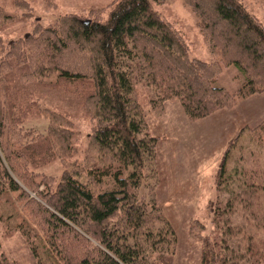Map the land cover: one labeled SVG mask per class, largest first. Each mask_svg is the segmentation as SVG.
<instances>
[{"label": "trees", "instance_id": "1", "mask_svg": "<svg viewBox=\"0 0 264 264\" xmlns=\"http://www.w3.org/2000/svg\"><path fill=\"white\" fill-rule=\"evenodd\" d=\"M183 1L209 41V60L190 57L180 31L151 0H112L104 17L69 13L21 37H0V221L19 230L40 261L163 264L160 256L174 252L175 232L155 197L158 138L137 87L156 114L164 101L177 99L190 120L264 92V25L242 0ZM11 18L0 10V27ZM228 65L240 81L234 92L217 84ZM43 80L73 85L80 95L93 121L81 149L66 112L20 96L18 81ZM37 112L48 117L43 133L22 125ZM245 131L263 143L264 122ZM238 138L227 142L212 173L215 197L207 208L221 231L202 239L200 264H232L236 254L224 237L237 232L238 259L264 264V225L255 224L264 213V156L237 146ZM53 160L62 164L57 180L36 171ZM236 205L243 210L240 223L231 221ZM0 264L11 263L0 254Z\"/></svg>", "mask_w": 264, "mask_h": 264}, {"label": "rangeland", "instance_id": "2", "mask_svg": "<svg viewBox=\"0 0 264 264\" xmlns=\"http://www.w3.org/2000/svg\"><path fill=\"white\" fill-rule=\"evenodd\" d=\"M111 2L112 0H0V10L8 13L12 17L10 21H7L5 25L3 24L0 27V37L4 40L21 37L32 31L37 23L46 26L52 25L58 16L69 13L80 16L83 20L94 17L98 13L104 17ZM242 3L264 25V0H242ZM151 4L161 16L180 31L188 43L190 57L201 60H209L213 57L209 48V41L198 27V18L189 5L183 0H162L161 2L151 0ZM236 75L237 69L235 67L231 65L223 66L218 73L217 84L223 86L230 92H234L240 84L239 78ZM48 80L49 78H45V81ZM52 84L44 82V80L42 84L40 82L23 84L18 81L17 86L21 88L20 96L23 94V97L28 96L27 98L29 100L36 99L44 107L46 106L61 112H66L72 120L71 123L74 131L73 142L81 149L86 144L93 121L85 106H83L80 95H78L73 85H63L61 83L57 85ZM137 88L138 98L142 101L144 117L145 114L146 116L151 114V117L167 116L164 113L165 103L167 101L180 103L177 99L166 100L163 103L161 114H156L147 102L144 89L141 86ZM254 94L260 93H253L251 95ZM249 96L238 100L230 108L216 109L207 116L195 120L188 119L180 103L187 121L196 123L195 128L197 127V130H199L197 138L194 130L193 132H186V130L182 132L180 130L181 124L179 122L175 123L173 119H170L174 118L173 116L164 118V120L161 119L159 120L160 122L158 121L166 129L160 126L158 130L159 135H156L150 130L145 117L150 132L158 138L155 146L159 179L156 188L157 194L155 195L156 201L172 226L176 236L174 252L172 254L165 253L160 256L163 264H200V255L204 245L202 239L206 235L213 237L215 234L220 233L221 230L219 231L218 228H215L211 224L210 208L208 209L207 205L215 197L212 173L217 167L220 155L227 142L239 136L237 146L250 147L251 150H257L260 155L262 154L264 156V141L261 145H258L252 140L249 133L246 131L242 132L243 128L254 127L264 122V120L258 121L257 123L256 121H252L248 123L251 126L247 124L241 127L236 135L226 142L218 154L214 152L220 148L219 141H216V136L207 128L212 126L211 122L204 120L218 110L233 109L240 101ZM165 122L166 126L164 125ZM188 122L187 124H189ZM47 124L48 117L45 114L37 112L26 117L22 125L25 128H33L37 132L43 133L46 130ZM202 126H205L207 129L202 128ZM180 146H184V153L181 157L174 156L173 152V155L167 153L169 150L180 148ZM213 155H217V157L216 161L214 158L212 169H209L206 173L197 171L201 160L203 165L208 164L209 167L212 164V157L210 158V156ZM168 157H170L169 161L166 160ZM208 158H210V161H206ZM180 163L185 165V170L183 169L185 172L179 168V171L175 170V164L180 166ZM36 171L39 174L53 176L57 180L62 172V164L59 160H53L39 166L36 168ZM182 180L185 182L178 184ZM260 195L264 197V191H261ZM242 213L243 210L239 205H236L234 211L230 213L231 221L233 223H240ZM256 216H259V218L256 219L255 224L264 225V213H259ZM191 221L194 222V229L191 232V234L193 233L192 235L189 232V224ZM251 230L259 233L262 232L261 228L255 229L252 227ZM237 233L230 236V238L224 237V245H227L231 249L233 252L231 253L232 256L236 254L233 257L234 261L232 264H261L255 258L246 259L245 261L238 259L241 255L242 244H238L237 246L236 243L243 241H238L239 234ZM222 237L223 235L220 236V240ZM216 241H219L218 237ZM234 245H236L235 249L231 247ZM0 254L5 255L11 264H46L32 253L19 230H8L2 221H0Z\"/></svg>", "mask_w": 264, "mask_h": 264}, {"label": "crops", "instance_id": "3", "mask_svg": "<svg viewBox=\"0 0 264 264\" xmlns=\"http://www.w3.org/2000/svg\"><path fill=\"white\" fill-rule=\"evenodd\" d=\"M164 113H166L167 116H164V117L163 116H161V117L153 116V117H151V114H149V116L148 115L146 116V114H145L146 120L149 124L150 130L152 131V133L159 135L158 130L160 129V126L163 129H166L164 126H162V124H159V122H160L159 120H161V119L164 120V118H167L169 116H173L174 118H170V119H173V121L175 123L179 122L181 124L180 130H182V132L183 131L185 132V130H186V132H193V130H194L196 138L198 137L199 130H197V127L195 128L196 123H191V122L187 121L186 116L184 115V113L182 111V107L180 106V103L167 101L165 103ZM170 119H168V120H170ZM204 120L211 122L212 126L207 127V128H209V130H211V133L216 136V138H217L216 141H219V145H220L219 147L220 148H218V150H216L214 152V153L218 154V152H220L221 149H223L226 142L229 139H231L232 137H234L241 127L246 126L248 123H251L252 121L253 122L256 121V123H257L258 121L264 120V93L251 95L248 98L240 101L236 105V107H234L233 109L218 110ZM186 121L189 124H187ZM157 122H158V124L156 125ZM164 125L166 126V122ZM248 126H251V125L248 124ZM202 128H206V127L202 126ZM183 148H184V146H180V148H176L175 150H169V152H167V153H169L170 155L174 154V156L179 158L184 153ZM172 152H173V154H172ZM158 154H159V152H158ZM216 157H217V155L216 156H214V155L210 156L212 164L209 167H208V164L203 165L201 163V161H202L201 160L200 164H199L200 166L197 169V171H200V173H206L209 169H212L213 164H214V158L216 161ZM210 158L206 159V161L209 160ZM169 159H170V157L166 158V160H168V161H169ZM158 161H159V155H158ZM175 166H176V168H175L176 171H179L178 170V168H179V169H182L183 172H185L184 171L185 165L183 163H180V166L175 164ZM179 182H181V183H178V184H182V182H185V181L182 180Z\"/></svg>", "mask_w": 264, "mask_h": 264}]
</instances>
